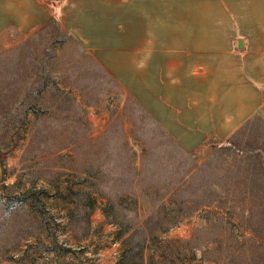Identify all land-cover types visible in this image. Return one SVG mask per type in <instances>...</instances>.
<instances>
[{
  "label": "rangeland",
  "instance_id": "374dc122",
  "mask_svg": "<svg viewBox=\"0 0 264 264\" xmlns=\"http://www.w3.org/2000/svg\"><path fill=\"white\" fill-rule=\"evenodd\" d=\"M0 169V264H264V101L189 153L52 24L0 33Z\"/></svg>",
  "mask_w": 264,
  "mask_h": 264
},
{
  "label": "crops",
  "instance_id": "0c3cea01",
  "mask_svg": "<svg viewBox=\"0 0 264 264\" xmlns=\"http://www.w3.org/2000/svg\"><path fill=\"white\" fill-rule=\"evenodd\" d=\"M53 14L189 153L264 101V0H0V33Z\"/></svg>",
  "mask_w": 264,
  "mask_h": 264
},
{
  "label": "trees",
  "instance_id": "16d2710c",
  "mask_svg": "<svg viewBox=\"0 0 264 264\" xmlns=\"http://www.w3.org/2000/svg\"><path fill=\"white\" fill-rule=\"evenodd\" d=\"M53 9H54V11L56 10V8L55 7H53ZM50 24H52L59 32L60 31H62L61 29H60V26H59V22H58V15L57 14H53L45 23H44V25L41 27V28H43V27H45V26H49ZM62 32H64V31H62ZM64 33H66V32H64ZM47 80H45V81H43L42 82V84H41V87H46L48 84H47V82H46ZM40 89V88H39ZM170 137V136H169ZM171 138V137H170ZM172 139V138H171ZM173 140V139H172ZM211 140H219L220 141V139H217V138H211L208 142H206L205 144H204V146H208L209 145V142H211ZM174 141V140H173ZM175 142V141H174ZM94 199V198H93ZM35 201H38L39 202V199H38V197H37V195L35 196ZM91 204H92V207H94L95 206V199L94 200H92V202H90ZM41 204V203H40ZM39 210L41 211V213L43 214V215H46L47 214V212H46V210L44 209V207L42 206V204L40 205V208H39ZM101 210H102V212L103 213H105V211H106V209H105V207L104 206H102L101 207ZM92 211H93V208H92ZM50 237V240H51V242L52 243H54L55 244V240H54V238H53V236H49Z\"/></svg>",
  "mask_w": 264,
  "mask_h": 264
},
{
  "label": "water",
  "instance_id": "95a60500",
  "mask_svg": "<svg viewBox=\"0 0 264 264\" xmlns=\"http://www.w3.org/2000/svg\"><path fill=\"white\" fill-rule=\"evenodd\" d=\"M1 170V169H0Z\"/></svg>",
  "mask_w": 264,
  "mask_h": 264
}]
</instances>
